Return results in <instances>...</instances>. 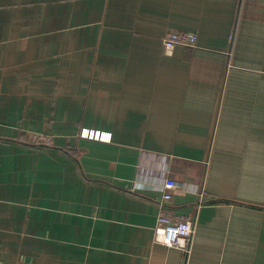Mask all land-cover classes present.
Segmentation results:
<instances>
[{
    "label": "crops",
    "instance_id": "1",
    "mask_svg": "<svg viewBox=\"0 0 264 264\" xmlns=\"http://www.w3.org/2000/svg\"><path fill=\"white\" fill-rule=\"evenodd\" d=\"M0 264H264V0H0Z\"/></svg>",
    "mask_w": 264,
    "mask_h": 264
},
{
    "label": "built area",
    "instance_id": "2",
    "mask_svg": "<svg viewBox=\"0 0 264 264\" xmlns=\"http://www.w3.org/2000/svg\"><path fill=\"white\" fill-rule=\"evenodd\" d=\"M161 42L164 52L170 54L177 45L195 47L197 35L192 32L172 30L163 34ZM30 137L43 143H49L50 140L47 136L37 134H31ZM175 186V181L170 178H166L161 186L162 192L158 199L154 239L167 247L179 249L188 256L192 247L194 224L187 215L176 213L169 205Z\"/></svg>",
    "mask_w": 264,
    "mask_h": 264
},
{
    "label": "trees",
    "instance_id": "3",
    "mask_svg": "<svg viewBox=\"0 0 264 264\" xmlns=\"http://www.w3.org/2000/svg\"><path fill=\"white\" fill-rule=\"evenodd\" d=\"M32 143H34V144H42L41 141H37V140H35V141L33 140Z\"/></svg>",
    "mask_w": 264,
    "mask_h": 264
}]
</instances>
